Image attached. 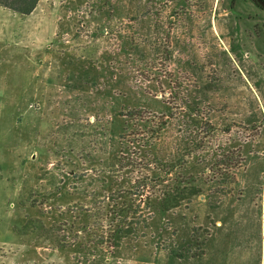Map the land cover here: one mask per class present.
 <instances>
[{
    "label": "rangeland",
    "instance_id": "1",
    "mask_svg": "<svg viewBox=\"0 0 264 264\" xmlns=\"http://www.w3.org/2000/svg\"><path fill=\"white\" fill-rule=\"evenodd\" d=\"M208 122V138L236 152L234 183L213 180L198 159L192 138ZM155 158L174 168L163 207L138 196ZM35 200L43 207L31 209ZM100 207L105 227L77 232ZM0 264H264V9L252 0H39L29 15L0 6Z\"/></svg>",
    "mask_w": 264,
    "mask_h": 264
},
{
    "label": "trees",
    "instance_id": "2",
    "mask_svg": "<svg viewBox=\"0 0 264 264\" xmlns=\"http://www.w3.org/2000/svg\"><path fill=\"white\" fill-rule=\"evenodd\" d=\"M258 7L262 8L255 0H252ZM39 0H0V6L8 8L12 11H15L21 15H29L31 14L35 8L37 7ZM234 2V0H232ZM263 9V8H262ZM126 117H131V115H126ZM172 118V117H171ZM176 119V120H175ZM172 121H178L177 117H173ZM171 121V122H172ZM169 124V121L163 120L157 125L156 133H160L161 130L163 129L164 126H167ZM129 124H126L125 126H128ZM181 125V124H180ZM182 129L179 131L180 133L183 132V126H180ZM125 129V127H124ZM228 130V129H226ZM216 129L214 125L210 122L208 123H203L201 126V129L197 134L193 136V142L195 141V150H198V159L199 161L204 163H208L209 166L211 167V172L213 174V180L217 179L220 182L227 181L228 183H234L236 182V173H235V168H234V163L232 161L236 160L237 161V156L236 152H232L231 146L228 145L227 142L222 143L221 145H217V143L214 141L212 142L211 137L214 135ZM229 133L228 131H225V133ZM205 133L206 136H205ZM211 136L208 138V136ZM183 142L188 140L185 136H182ZM207 138V139H206ZM228 145V146H227ZM201 149V150H200ZM176 156V155H175ZM177 157V156H176ZM165 159V158H164ZM173 159V158H172ZM162 162L160 161L159 158H155L156 166L155 170L157 171V174L154 176L150 175H145L147 181L144 177L142 181L139 183V192L138 196L142 198V196H145V200H152L153 198H157L160 200L162 203V207L167 203V199L171 197L174 194L175 187L172 186L168 182L166 177L173 175L174 168L171 165L172 160L168 161V159H161ZM179 160V159H178ZM137 168L138 167L136 164L133 163ZM139 166H141L139 164ZM142 168V167H141ZM143 169V168H142ZM74 171V172H73ZM74 173V177L76 178V170H71L70 173ZM163 177V178H162ZM175 180V179H174ZM79 182V181H78ZM79 186V183H77ZM148 194V195H147ZM86 197L90 198L92 197L91 194L85 195ZM153 197V198H152ZM37 200L32 201V204L29 205L31 209L33 208H42L43 207V202H38L36 203ZM125 204V203H124ZM122 205L123 209H115L112 213H114V216L118 218L121 214V212H127L129 210V205ZM168 204V203H167ZM25 206V207H24ZM22 206V211L26 212V207L27 205ZM24 207V208H23ZM98 209H100L98 211ZM105 207H100L97 208V211H95V215H91V217L87 218L86 222H81L77 227L78 231L81 232L82 234L85 233H90L93 237L96 235V231L100 228L105 227V223L107 220H109V216L111 215L104 211ZM111 213V214H112ZM33 220V214L32 215H27V217L24 218L23 222H15V227L18 229H21L24 231L27 227V225L32 222ZM114 218H110V222L112 225ZM123 221V220H122ZM43 223V221H41ZM46 224V222H44ZM45 228V225H43ZM83 236V235H82ZM104 237L102 236V239ZM113 235L110 236L108 240L111 241L113 244ZM114 245V244H113ZM55 254V253H54Z\"/></svg>",
    "mask_w": 264,
    "mask_h": 264
},
{
    "label": "water",
    "instance_id": "3",
    "mask_svg": "<svg viewBox=\"0 0 264 264\" xmlns=\"http://www.w3.org/2000/svg\"><path fill=\"white\" fill-rule=\"evenodd\" d=\"M264 9V0H255Z\"/></svg>",
    "mask_w": 264,
    "mask_h": 264
}]
</instances>
